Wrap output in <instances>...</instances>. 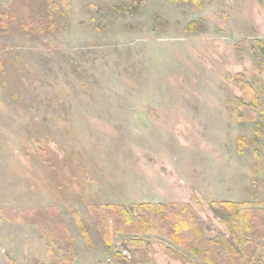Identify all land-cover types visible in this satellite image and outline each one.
I'll list each match as a JSON object with an SVG mask.
<instances>
[{
	"label": "rangeland",
	"instance_id": "obj_1",
	"mask_svg": "<svg viewBox=\"0 0 264 264\" xmlns=\"http://www.w3.org/2000/svg\"><path fill=\"white\" fill-rule=\"evenodd\" d=\"M68 3L0 0L15 16L0 32V264H46L49 246L66 264L61 226L72 264H117L89 210L103 204L188 203L208 238L229 235L212 202L264 204V0ZM32 209L35 226L6 217ZM144 238L154 264H199ZM251 251L264 263V243Z\"/></svg>",
	"mask_w": 264,
	"mask_h": 264
},
{
	"label": "trees",
	"instance_id": "obj_2",
	"mask_svg": "<svg viewBox=\"0 0 264 264\" xmlns=\"http://www.w3.org/2000/svg\"><path fill=\"white\" fill-rule=\"evenodd\" d=\"M52 9H61L64 4L70 10L68 0H47ZM130 1V11L139 13L145 6L147 0H127ZM192 2L200 6L201 0H183ZM15 16L11 10L0 12V32L4 34L14 24ZM232 81L245 92V95L257 102L253 97V88L245 81L241 75H236ZM241 108V106L239 105ZM256 108V106H254ZM264 119V113L261 112ZM235 116L238 121L254 120V117L244 118L241 109H237ZM210 209L219 216L223 225L227 228L229 235L221 233L217 238H208L192 206L188 203H158L139 204L124 206L117 204H103L90 206V214L97 226L98 232L108 248L112 251V256L117 264H154L150 257L151 243L146 236H156L167 241L168 245L162 244L165 254L174 259H181L185 263H194L187 257L196 259L199 264H264L257 258L251 247L264 243V204L244 203V202H212ZM36 210H20L14 217L6 216L11 222L26 225H38L36 220ZM76 224L81 235L90 248L94 247V240L90 231L77 211L73 209ZM66 233L69 244V260L66 264L73 262L72 236L63 226L60 228ZM43 232V233H42ZM42 237L48 239L51 244L56 245L55 239L58 234L52 230L47 234L41 231ZM119 235L129 236L131 239L124 242L130 244L134 250H128L129 256L120 251H114L113 241ZM175 248L180 250L177 251ZM61 250V248H59ZM54 252L49 246L47 248L46 264H56L51 262ZM7 264H17L10 256L6 255ZM43 264V263H34Z\"/></svg>",
	"mask_w": 264,
	"mask_h": 264
}]
</instances>
